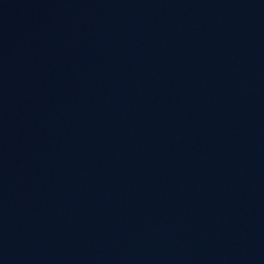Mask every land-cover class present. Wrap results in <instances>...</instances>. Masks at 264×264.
Returning a JSON list of instances; mask_svg holds the SVG:
<instances>
[{
  "label": "water",
  "instance_id": "obj_1",
  "mask_svg": "<svg viewBox=\"0 0 264 264\" xmlns=\"http://www.w3.org/2000/svg\"><path fill=\"white\" fill-rule=\"evenodd\" d=\"M0 264H264V0H0Z\"/></svg>",
  "mask_w": 264,
  "mask_h": 264
}]
</instances>
